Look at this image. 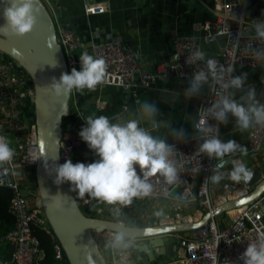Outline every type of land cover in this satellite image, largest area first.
<instances>
[{
	"label": "clouds",
	"instance_id": "9594fccd",
	"mask_svg": "<svg viewBox=\"0 0 264 264\" xmlns=\"http://www.w3.org/2000/svg\"><path fill=\"white\" fill-rule=\"evenodd\" d=\"M3 25L0 31L14 37H24L33 32L39 17L36 0H8L3 10ZM232 19L237 18L231 13ZM243 19L239 20V23ZM252 39L264 45V19L246 23ZM229 32V29L227 30ZM230 33V32H229ZM251 58L264 67V47L251 49ZM80 70L73 68L69 73H62L59 80L53 78L48 85L50 92L57 98L81 92L85 89L94 91L103 84L108 76L107 63L103 58H96L87 51L79 56ZM202 67L194 71L188 78V86L183 93L173 91L175 99L182 95L185 100L200 97L204 90L213 97L210 106H201L197 118L193 119V133L190 135L184 128L173 127L169 120L159 119L160 108L151 101L137 102L138 108L129 118L106 115H92L84 120L79 138L98 159L91 163H73L67 159L57 164V155L51 165L44 162L47 174L53 183L60 186L70 185L69 191L77 193L78 199H87L107 205L116 222L115 230L103 240L102 245L94 251H102L112 264H133V253L141 246L137 236L138 226L125 222L123 209L133 205L135 200H144L155 195L152 178L160 177L163 183L175 187L182 182L183 165L178 157L176 144L170 143L165 135L160 134L161 128H167L173 141L187 142L190 138L198 142L197 156H206L214 160L211 175L206 178L212 185H219L224 180L236 184L248 182L252 172L237 154L247 155V149L235 140L224 141L220 137V126H227L234 120V128L247 131L253 128H264V102L258 97L254 85L248 84V74L232 75L234 67L225 68L214 58L206 57L202 50L192 52L186 64ZM58 67L57 61L49 64ZM261 82L264 83V77ZM237 93L240 95L237 97ZM215 121V123H212ZM15 157L7 136L0 135V169L8 173ZM227 157H233L228 160ZM231 164L228 170L226 164ZM199 172V168L191 169ZM13 175L19 173L12 172ZM184 201L191 199L187 193ZM52 202L57 209H63L69 198L62 195L53 196ZM75 200H72L74 202ZM152 217L161 224L168 220L165 207L156 205ZM256 239L247 243L246 250L240 255L242 264H264V226L255 227ZM234 240L240 242L239 237ZM87 250V249H86ZM225 264L229 261L225 260Z\"/></svg>",
	"mask_w": 264,
	"mask_h": 264
},
{
	"label": "built area",
	"instance_id": "2783aa9c",
	"mask_svg": "<svg viewBox=\"0 0 264 264\" xmlns=\"http://www.w3.org/2000/svg\"><path fill=\"white\" fill-rule=\"evenodd\" d=\"M82 1L84 13L87 16L104 14L108 10L104 4L91 0ZM213 1L215 21L204 23L202 30L208 44H221L220 55L216 60L225 68L232 66L235 69L236 66H241L249 69L263 68L264 71V67L251 58V49L264 47V45L252 39L253 33L247 27V4L241 0ZM260 1L264 3V0ZM231 13L237 18L236 20L232 19ZM240 19L243 21L239 23ZM257 19H264V13L255 17V20ZM57 40L64 52L69 72L73 68L80 70L79 56L75 54V51L82 49L81 54L87 51L90 55L106 61L108 76L101 84L102 86L131 91L135 96L141 89H149L151 84L159 78L188 79L194 71H198L203 66L202 62L196 65L186 64V59L192 52L202 50L199 39L196 36H185L177 32L172 35L173 60L159 65L156 71L147 69L140 60L137 50L124 44L119 36L108 34L104 41L93 42L89 49H86L82 35L75 30L58 29ZM83 92L84 90L72 92V103L78 113L80 104L76 97ZM34 98V87L28 74L22 71L16 61L6 58L0 52V135L7 136L10 147L15 151L14 160L7 165L10 171L4 173L0 169V187L12 190L11 212L16 219L13 230L0 239V246L4 243L15 244L13 260L7 262L5 259H0V264H40L39 260L44 252L32 228L38 227L48 234L51 233L42 210L37 208L36 204L30 203L20 176L12 174V172L20 174V172L32 171L35 173L38 163V130L33 116L35 114ZM212 98L211 94L204 97L203 106H210L209 101ZM136 101H140L139 98ZM97 105L101 108L105 102L99 99ZM248 140L253 153L261 152L264 128H253L248 135ZM201 142L191 138L186 143L174 142L179 153L182 154L178 157L183 165L182 182L175 187H170L163 183L162 178L154 177L151 182L155 186V195L144 200H136L150 205L161 204L177 197L179 207L183 209L197 206L194 214L184 215L180 212L168 217L163 225L198 222L205 213L212 211L215 207L239 199L250 192L246 186L228 183L224 185L222 193L212 198L211 183L206 178L211 175L210 170L215 161L203 155H196L198 143ZM81 146L82 141L77 133L63 132L60 149L64 163ZM194 168H199L200 171L192 172L191 169ZM185 190L192 197L187 202H183ZM226 215L230 217V223L224 229H220L216 218H213L204 230L193 231L189 235L175 234L179 243L177 258L166 264H225V260L229 261V264H242L239 257L246 250L247 243L256 239L255 227L264 226L261 200L227 212ZM108 234L105 233L102 238L104 239ZM234 237H239L240 242L234 240ZM54 251L55 259L61 261L63 259L61 247L55 246ZM107 263L112 264V261L107 258ZM133 264H136L135 261Z\"/></svg>",
	"mask_w": 264,
	"mask_h": 264
},
{
	"label": "crops",
	"instance_id": "0c3cea01",
	"mask_svg": "<svg viewBox=\"0 0 264 264\" xmlns=\"http://www.w3.org/2000/svg\"><path fill=\"white\" fill-rule=\"evenodd\" d=\"M44 1L58 23L59 29L73 27L71 30L77 31L84 38L86 49H89L93 42L104 41L108 34L119 36L124 44L137 50L140 60L151 71H156L159 65L173 60L172 35L175 32L185 36H196L200 41L202 51L206 53V57L218 59L220 55L221 44H208L204 39L202 30L204 23L215 21L213 0H91L106 5L108 9L104 14L93 16H87L84 13L82 0ZM241 1L247 4V23H251L255 17L264 13V3L260 0ZM241 73L248 74L247 83L256 87L258 97L264 102V83L261 82L262 77H264L263 68L249 69L236 66L233 75H240ZM187 86L188 79L172 77L157 79L149 89H141L137 96L134 93L111 86L98 85L94 91L85 89L80 94L87 97L83 102L85 107L82 108L81 104L79 113L74 107L72 109L71 132L78 134L81 130L80 123L92 115L129 118L138 108L136 99L139 98V102L147 100L157 103L160 108L159 119L169 120L173 127L184 128L191 135L194 131L192 120L197 118V112L203 106V98L210 93L205 89L200 97L191 100H185L182 95L179 99L173 97V91L183 93ZM239 95L240 93H237V97ZM76 99L80 104V97H76ZM99 99L105 102L101 108L97 105ZM251 130L240 131L234 128V120L230 119L227 126L221 125V139L224 141L235 140L243 145L247 149V155L237 154L235 158L242 159L251 171L255 168L259 169L264 178V141L261 152L253 153L250 150L248 140ZM160 134L167 136L170 143L177 142L172 140L167 128H161ZM69 159L74 164L77 162L87 164L98 159V157L85 143H82L81 148L76 150ZM226 159H233V157ZM230 167L229 165L224 170H228ZM19 176L24 190L27 191L30 203L34 205L38 192L34 172H20ZM28 179L30 182L27 184ZM228 183L234 182L224 180L219 185L211 184L210 194L212 198H216L222 193L224 185ZM239 185L245 186L243 182ZM248 190L251 191L252 188ZM75 195L77 197V193ZM78 202L89 216L114 221L107 205L95 201L88 202L87 199H78ZM156 205L165 207L168 217L180 212L184 215L194 214L197 210L195 205L185 209L179 207L177 197L161 204L150 205L135 200L132 206L123 209V219L125 222L138 227L159 224L160 222L151 215ZM261 208L264 213V204L262 203ZM216 220L220 229L226 228L230 223V217L226 213L219 215ZM172 251V248H169L170 254L168 256L170 258ZM7 254L8 244L4 243L0 246V259L6 260ZM132 260L136 264H142L136 257Z\"/></svg>",
	"mask_w": 264,
	"mask_h": 264
},
{
	"label": "water",
	"instance_id": "95a60500",
	"mask_svg": "<svg viewBox=\"0 0 264 264\" xmlns=\"http://www.w3.org/2000/svg\"><path fill=\"white\" fill-rule=\"evenodd\" d=\"M7 6L8 0H0V25L4 23L2 13ZM36 7L39 9V17L31 34L20 38L0 31V52L16 61L26 71L35 91V121L38 130V163L35 169L38 194L35 204L42 210L70 264H108L102 251L97 252L94 249L102 245V239L99 241L98 237L101 238L105 233L115 230L116 222L87 215L75 193L69 191L70 185L68 183L55 185L53 178L44 168V162L47 161L51 165L57 155L59 159L56 163H64L60 142L63 137V122L72 114V93L57 99L48 88L53 78L59 80L62 73L70 74V72L64 52L57 40L56 20L43 0H36ZM72 28L68 27V29ZM81 52L82 49H78L75 54L80 56ZM55 61L58 67L53 68L49 64ZM127 92L131 93V91ZM84 99L86 100L87 97L84 96ZM84 107L85 105L82 104V108ZM84 126L85 123L81 122L80 127ZM229 165L230 163L225 167ZM251 172V180L243 182L246 187L252 188L247 195L215 207L205 213L198 222L138 227L136 234L141 246L133 253L132 258H138L142 264L173 262L177 258L176 253L179 249L175 234L204 230L209 221L219 215L260 200L264 204V178L257 168ZM57 195L69 198L63 209H57L53 205L51 197ZM15 248V244H8L7 262H12ZM169 248L173 250L171 258L168 256Z\"/></svg>",
	"mask_w": 264,
	"mask_h": 264
},
{
	"label": "trees",
	"instance_id": "16d2710c",
	"mask_svg": "<svg viewBox=\"0 0 264 264\" xmlns=\"http://www.w3.org/2000/svg\"><path fill=\"white\" fill-rule=\"evenodd\" d=\"M6 58L11 59L8 56H6ZM22 71L26 73L24 69H22ZM80 102H81L80 105L83 104L84 95H80ZM33 116L35 117V114H33ZM71 117H72V114L70 115V118ZM12 198H13L12 190L6 187H0V239L6 236L10 231H12L16 223V219L11 212ZM48 228H49V231L51 232L50 234H48L45 230L41 228L34 227V226L32 228L33 233L39 238L40 248L44 252L43 257H41V259L39 260V263L40 264H70L62 249V246L60 245L59 241L56 239L49 224H48ZM57 245L60 246L62 249L63 259L61 261H57L55 259L54 248Z\"/></svg>",
	"mask_w": 264,
	"mask_h": 264
},
{
	"label": "rangeland",
	"instance_id": "374dc122",
	"mask_svg": "<svg viewBox=\"0 0 264 264\" xmlns=\"http://www.w3.org/2000/svg\"><path fill=\"white\" fill-rule=\"evenodd\" d=\"M44 1V0H43ZM44 3H45V1H44ZM45 5H46V3H45ZM46 7L48 8V11L50 12V10H49V7L46 5ZM51 13V15H52V17H53V14H52V12H50ZM55 19V18H54ZM55 21V20H54ZM56 26H57V28L59 29V25H58V23L56 22ZM77 97H80V96H77ZM72 100H73V97H72ZM71 107L73 108L74 106H73V103H72V101H71ZM71 118H70V116L69 117H67V118H65V120H64V122H63V132H67V131H71L72 130V126H71V120H70ZM34 175H35V173H34ZM30 182V180L28 179V181H27V184ZM26 183V182H25ZM38 194V193H37ZM36 198V197H35ZM182 234H184V235H189V234H191V232H185V233H182ZM98 239H99V241H101V239H102V242H103V238L101 237H98ZM105 258L107 259L108 257L105 255Z\"/></svg>",
	"mask_w": 264,
	"mask_h": 264
},
{
	"label": "bare ground",
	"instance_id": "6f19581e",
	"mask_svg": "<svg viewBox=\"0 0 264 264\" xmlns=\"http://www.w3.org/2000/svg\"><path fill=\"white\" fill-rule=\"evenodd\" d=\"M36 157H37V150L34 153V158L36 159Z\"/></svg>",
	"mask_w": 264,
	"mask_h": 264
}]
</instances>
